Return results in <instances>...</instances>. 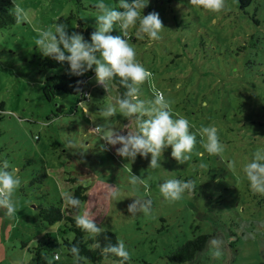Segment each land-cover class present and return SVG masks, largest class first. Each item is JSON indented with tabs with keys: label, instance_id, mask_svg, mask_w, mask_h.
Returning a JSON list of instances; mask_svg holds the SVG:
<instances>
[{
	"label": "rangeland",
	"instance_id": "obj_1",
	"mask_svg": "<svg viewBox=\"0 0 264 264\" xmlns=\"http://www.w3.org/2000/svg\"><path fill=\"white\" fill-rule=\"evenodd\" d=\"M156 1L159 6L154 7L155 0H149L143 14L150 9L159 13L165 26L162 39H137L135 28H131L129 43L137 59L153 73L151 91H163L177 113L183 114L182 104L192 101L193 93L200 92L197 89L207 94L203 105L208 101V107L214 98L209 90L219 91L215 94L223 96L224 110L210 111L207 118L216 122V117L223 116L216 124L226 145L223 159L206 153L203 158L198 156V165L203 163L206 168L186 162L184 173L200 185L198 195H184L176 202L164 200L159 185L162 179H170V172L164 170L183 165L171 157V147L161 157V168L148 167L151 154L148 158L138 155L133 162L124 159L115 152L119 145H107L89 131L103 123L100 113L91 112L92 104L82 105L74 113L73 96L56 95L49 102L41 92V81L47 75L69 72L70 68L67 62L52 68L40 66L43 55L35 46L37 33L57 17L58 22L67 24L69 33L80 32V18L95 28L97 12L93 5L98 0H16L28 12L30 22L0 29V161L7 159L11 168L18 170L22 187L14 193L20 202L14 219L0 208V264H31L33 247L46 243L49 237L61 253L54 264H72L61 232H55L58 226L42 224L35 207L56 202L66 208L62 193H70L75 184L90 187L81 211H90L98 226L101 221L102 227L126 242L132 254L129 264H174L166 257L170 251L203 233L210 236L205 248L187 264H264V227L260 226L264 222V196L253 195L242 171L253 151L264 148V0H254L256 9L248 6L245 11L238 9L236 0H227L230 10L222 13L194 7L189 0ZM104 2L115 6L118 0ZM112 34L121 35L118 25ZM178 52L184 55L174 57ZM234 60L238 65L232 68L235 77L222 79L219 75L220 83L209 86L206 73L213 74L216 66L225 70ZM94 75L91 70L83 75L88 77L84 88L95 82ZM151 98L147 94L145 99ZM57 104L64 105V113L56 111ZM115 119L122 127L134 126L119 114ZM53 140L60 148L50 146ZM69 140L75 142V148L69 147ZM229 161H235L232 169L228 168ZM195 169L199 178L192 174ZM41 173H46L44 186L34 191L28 181ZM131 174L141 176L143 185L133 186ZM208 174L214 175L213 183ZM69 177H76V181H67ZM109 185L120 189L119 200L106 199ZM136 195L152 199L150 215L129 216L127 205ZM75 214L72 210L71 215ZM248 233L254 238H246ZM214 238L224 241V255L219 260L210 251ZM41 252L45 254L47 246H42ZM52 259V255L46 256L45 264ZM101 264L109 262L103 260Z\"/></svg>",
	"mask_w": 264,
	"mask_h": 264
},
{
	"label": "clouds",
	"instance_id": "obj_2",
	"mask_svg": "<svg viewBox=\"0 0 264 264\" xmlns=\"http://www.w3.org/2000/svg\"><path fill=\"white\" fill-rule=\"evenodd\" d=\"M190 4L202 8L211 13L229 11L227 0H189ZM149 0H118L115 6L106 4L104 0H98L94 4L96 9V27L90 33V40L77 31L69 33L66 23L58 22L57 17L47 28L37 33L35 46L45 57H49L60 63L67 62L70 73L75 76H83L90 70L94 72V79L98 85L103 86L108 92L110 83L118 79L119 85L124 91L114 98V104L109 103L100 109L103 123L97 124L89 131L100 136L107 145L117 146L115 152L118 156L135 161L137 156L151 159L148 167L161 168V157L166 149L171 147V157L178 164H185L192 159V153L197 145V134L201 137L199 143L209 155L219 156L223 159L226 145L221 141L219 129L214 125L201 126L197 132L191 131L193 127L189 120L179 113L174 112L172 102L166 98L163 91L153 92L152 99L141 98V85L152 79L153 73L137 59L135 48L129 43V29L135 28V37L152 41L162 39L165 28L160 15L156 11L143 14ZM13 7L9 14L15 19V24L29 23L28 12L12 0ZM119 26L121 35H113L116 26ZM43 83V81H41ZM77 83H81L78 81ZM80 92V89H77ZM88 101L93 98L89 93H82ZM119 114L128 122L133 123L130 129L127 124L120 126L115 117ZM95 121V120H93ZM43 126H47L44 124ZM70 148H75L74 141L69 140ZM102 150H107L102 146ZM196 155L203 158L204 152ZM235 161L228 162V168L232 169ZM200 168L207 165L201 163ZM246 176L251 191L254 194L264 196V148L253 151L252 157L242 169ZM18 170L11 168L7 159L0 161V208L6 210L9 218H15L20 207L14 193L22 187V181L17 174ZM130 183L135 186L143 185L141 176L131 174ZM196 189L194 179L171 178L164 180L159 185V191L164 200L176 202L183 198L185 192L192 193ZM120 189L115 185H109L106 199L119 200ZM66 204L76 212L73 216L75 226L88 234V239L93 240V249L99 250L100 255L107 260L109 257L118 258V264H127L132 258L131 251L126 242L116 238V243L111 242L107 231L101 226V221L94 219L90 211H81V200L70 194L62 193ZM127 205L129 216L137 214L150 215L153 211V201L150 197L136 195ZM264 227V222H260ZM103 236V246L99 237ZM248 237H253L248 233ZM212 256L219 260L224 255V241L212 239L210 242ZM72 264H86L87 257L82 255L79 244L73 243L70 248ZM61 253L54 254L47 264L59 261Z\"/></svg>",
	"mask_w": 264,
	"mask_h": 264
},
{
	"label": "trees",
	"instance_id": "obj_3",
	"mask_svg": "<svg viewBox=\"0 0 264 264\" xmlns=\"http://www.w3.org/2000/svg\"><path fill=\"white\" fill-rule=\"evenodd\" d=\"M2 4H0V29L2 30H7L12 28V26L16 25L15 24V19L12 15L9 14V10L12 8V3L11 0H2ZM157 3V1L155 0ZM236 3L238 5V9L245 11L248 6L255 7L252 5L254 3V0H236ZM159 6L158 3L154 6L157 7ZM90 7H93L92 5ZM183 8H186V5H183ZM256 9V7H255ZM149 12H152L150 9ZM254 19V18H253ZM255 20V19H254ZM257 22V20H255ZM91 23V22H90ZM93 23V21H92ZM77 30L82 33L86 39L90 40V33L95 30L92 26H86V23L80 19L77 21ZM130 36V35H129ZM212 46V44H210ZM184 54H181L180 52L174 53V57H179L181 58ZM60 62L55 61L49 57L42 56L40 59V66L42 68H52V67H57ZM234 66H238L236 60L232 61L231 64H226L225 65V70L219 69L220 66H216L217 68H213V71L215 75L212 73H206V77H209V82L208 85L210 86L211 84L216 85L217 83H220V81H217L218 76L224 78H234L235 73H232V68ZM217 70V71H216ZM224 72V74H221ZM88 77L84 76H75L70 73V71L63 70L61 72L53 73L50 76L47 75L44 78V81L41 86V92L46 99V101L51 102L56 95H61L65 97L73 96L76 98L75 104L72 106V110L75 112H78V108H81L82 105L87 104H92V110L91 112L93 113H100V109L105 107L103 105L104 101L109 100L110 103L114 104V98L118 95H120L124 89L119 85L118 79L113 80L110 83V91L108 92L103 86L98 85L96 81L90 85L88 88H84V85H86V79ZM80 81L81 83H77ZM151 85L149 82L144 83L141 85V98L145 99L146 95L149 94L150 98H153V92L151 91ZM201 87H205L204 84L202 83ZM80 89V92H77V89ZM213 89V88H212ZM212 89L209 90L210 94H214V98H212L211 105L208 107V101H205V104L203 105L204 98L207 97V94L202 92L200 89H197V91L200 92H194L196 96L193 98L192 101L190 102H184L182 104V112L183 114L180 113V115L185 116L190 124L193 126L191 128V131L197 132V130L201 126H209V125H214L218 122H221L223 120V116L216 117L214 120H217L214 122L211 118H207V115H210L212 111H217L220 112L224 110V98L223 96H216L217 91H213ZM82 93H89L93 100L88 101L87 97L82 95ZM202 94V95H201ZM200 96L203 97L202 100H200ZM151 98V99H152ZM83 100V101H82ZM108 104V102H107ZM192 107L190 109L189 107ZM64 105L63 104H57L56 105V111L60 114L64 113L63 112ZM81 110V109H80ZM211 111V112H210ZM174 112H176L174 110ZM81 113L83 111L81 110ZM177 113V112H176ZM205 117V118H204ZM204 118V119H203ZM125 120V119H124ZM249 120H252L250 118ZM200 123L196 125L198 122ZM132 124V122H130ZM96 126V125H94ZM88 128V127H86ZM88 131V130H87ZM92 133V132H91ZM201 137L197 134V145L196 148L194 149L192 153V160L188 161L187 163L191 162L195 167L197 168L199 165V161L197 160L198 155H196L197 152H206V150L202 147V145L199 143ZM51 147H59L60 148V143L57 140H53L50 142ZM181 165V164H180ZM175 168V169H174ZM174 169V171H171ZM185 169H187L186 165H176V166H169L164 172H167V176L171 178H179V179H188V175H186L184 172ZM192 174L195 176V178H199V173L198 169L191 170ZM71 172V171H68ZM46 176V173H41L39 175H36L33 177L31 180L28 181L30 187L35 191V190H40L41 187L44 186L43 181L44 177ZM210 180H212V183L215 181L214 175H207ZM67 181L74 182L76 181V177H69L66 179ZM166 179H162L164 181ZM200 188V185H196V189L192 193L185 192L184 195L187 196H192L195 197L198 195V190ZM70 194L78 197L81 200L82 203H86L90 191V187L88 185H72L69 188ZM254 196L259 195V194H253ZM262 197L261 195H259ZM37 211V218L39 221H41L42 224L48 225V226H58L57 229L55 230L56 233L61 232L62 234V240L64 241V245L66 248L69 249L72 246L73 243L79 244L81 248L82 255L87 257V261L90 262L91 264H101L103 260H105L101 255L99 250L93 249V240L88 239V234L86 232L81 231L79 228L75 226V221L73 220V216L71 215L72 209L67 206L66 208H62L61 204H58L56 202H49L47 206L45 205H37L36 207ZM161 221L164 219L161 217ZM163 229V227H162ZM107 231V236L111 238V242L113 244L116 243V236L110 232V230L106 229ZM159 232V231H158ZM209 235L207 233L203 234H197L194 235L193 238H189L185 240L180 246H178L175 250H171L170 253L166 256L168 261L174 262V264H187V262H192L194 260L195 255L202 251L206 243L209 239ZM101 244L103 246L104 242L106 243L107 241H104L103 236L99 237ZM55 241L57 240L56 238L54 239ZM26 245V243H23ZM55 245L54 241L50 240V237L47 238V242H40L38 246L33 247L32 251L35 254V257L33 258V261L31 264H45L46 256L52 255L54 257V254L58 252L56 247H53ZM42 246H47V252L44 254L41 252V247ZM109 264H118V258L115 257H109L107 259ZM129 264V262H127Z\"/></svg>",
	"mask_w": 264,
	"mask_h": 264
}]
</instances>
